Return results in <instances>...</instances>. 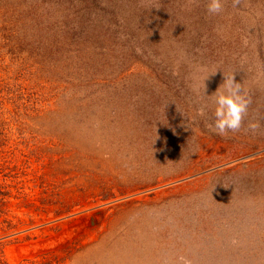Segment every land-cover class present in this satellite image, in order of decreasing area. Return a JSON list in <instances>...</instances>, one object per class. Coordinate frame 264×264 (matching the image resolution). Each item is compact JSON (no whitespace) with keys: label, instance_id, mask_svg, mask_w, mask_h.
Wrapping results in <instances>:
<instances>
[{"label":"rangeland","instance_id":"374dc122","mask_svg":"<svg viewBox=\"0 0 264 264\" xmlns=\"http://www.w3.org/2000/svg\"><path fill=\"white\" fill-rule=\"evenodd\" d=\"M0 87V264H264V0H0Z\"/></svg>","mask_w":264,"mask_h":264},{"label":"clouds","instance_id":"9594fccd","mask_svg":"<svg viewBox=\"0 0 264 264\" xmlns=\"http://www.w3.org/2000/svg\"><path fill=\"white\" fill-rule=\"evenodd\" d=\"M223 0H207V12L209 14H219L222 11ZM216 72V71H215ZM214 72V73H215ZM203 79V95L212 98L214 108L212 109L213 120L207 127L218 135H226L229 131H236L241 128L243 114L249 104V99L242 90L241 83L235 82L233 75H224L223 82L211 95H205V80L210 74ZM206 105L197 110V115L206 114ZM248 127L255 131L259 128L258 123H249ZM178 264H191L184 257L178 258Z\"/></svg>","mask_w":264,"mask_h":264},{"label":"trees","instance_id":"16d2710c","mask_svg":"<svg viewBox=\"0 0 264 264\" xmlns=\"http://www.w3.org/2000/svg\"><path fill=\"white\" fill-rule=\"evenodd\" d=\"M6 80L7 79H2V81H3V84H6ZM0 88H2V87H0ZM3 102L2 101H0V125L1 126H4L5 125V123L2 121V112L4 111V110H6L5 108H4V110H3ZM5 113V112H4ZM4 118V117H3ZM4 120V119H3ZM3 130V129H2ZM3 147H1L0 148V153L4 156V154L6 155V148H7V146L6 145H2ZM7 158V156H5L3 159H6ZM2 188H4V186L2 187ZM10 197V195H9V192H6V191H1L0 190V203L1 204H4L5 203V201H6V198H9ZM3 213H1V211H0V215H2Z\"/></svg>","mask_w":264,"mask_h":264},{"label":"bare ground","instance_id":"6f19581e","mask_svg":"<svg viewBox=\"0 0 264 264\" xmlns=\"http://www.w3.org/2000/svg\"><path fill=\"white\" fill-rule=\"evenodd\" d=\"M210 79H212V78H210ZM210 79H209V80H210ZM214 79H215V78H214ZM216 80H217V78H216ZM216 80H215V81H216ZM221 81H222V80H221ZM216 83H217V82H216ZM218 83H220V82H218ZM218 83H217V84H218ZM242 85H243V84H242ZM248 85H249V84H248ZM250 85H251V84H250ZM252 87H253V86H252ZM250 88H251V87H250ZM138 137H139V136H138ZM143 141H144V140H143ZM132 151H133V150H132ZM125 152H126V151H125ZM125 152H124V153H125ZM128 152H129V151H128ZM139 152H140V151H139ZM117 154H118V153H117ZM127 154H128V153H127ZM142 154H143V153H142ZM118 155H119V154H118ZM128 156H129V155H128ZM131 156H132V155H131ZM133 159H134V158H133ZM185 244H187V243H185ZM181 246H183V245H180L179 247H181ZM191 246H192V245H191ZM197 246H199V245H197ZM186 247H187V246H186ZM186 247H185V248H186ZM192 247H193V246H192ZM187 248H188V247H187ZM189 248H191V247H189ZM189 248H188V249H189ZM200 249H201V248H200ZM114 250H115V249H111V250L109 251V253L106 254L105 257H106L108 260L111 259V260H115V261L117 260V261H119L118 258H115V255H116L117 251H114ZM161 250H162V249H161ZM173 250H175V249H173ZM193 250H194V249H193ZM186 251H187V250H186ZM191 251H192V250H191ZM195 251H196V250H195ZM174 252H175V251H174ZM174 252H173V253H174ZM182 252H183V251H182ZM189 252H190V251H189ZM187 253H188V252H186V254H187ZM190 253L193 254V253H195V252H193V253L190 252ZM178 254H179V253H178ZM180 254H181V253H180ZM203 254H204V253H203ZM174 255H175V253H174ZM188 255H190V254H188ZM200 255H201V254H200ZM185 256H186V255H185ZM193 256H195V255H193ZM206 256H207V255H206ZM175 257H176V255H175ZM202 257L204 258V256H202ZM202 257H201V258H202ZM166 258H167V257H166ZM191 258H192V257H191ZM193 258H194V257H193ZM164 259H165V258H164ZM208 260H209V258H208ZM208 260H207V262H208ZM195 261H196V260H195ZM210 261H211V259H210ZM203 262H204V261H203ZM207 262H206V263H207ZM211 262H212V261H211ZM118 263H119V262H117L116 264H118ZM197 263H198V262H197ZM206 263H205V264H206ZM177 264H178V263H177ZM191 264H192V263H191Z\"/></svg>","mask_w":264,"mask_h":264}]
</instances>
